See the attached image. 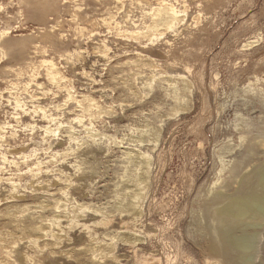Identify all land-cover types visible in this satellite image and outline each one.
Here are the masks:
<instances>
[{
  "label": "rangeland",
  "instance_id": "374dc122",
  "mask_svg": "<svg viewBox=\"0 0 264 264\" xmlns=\"http://www.w3.org/2000/svg\"><path fill=\"white\" fill-rule=\"evenodd\" d=\"M263 173L264 0H0V264H264Z\"/></svg>",
  "mask_w": 264,
  "mask_h": 264
},
{
  "label": "bare ground",
  "instance_id": "6f19581e",
  "mask_svg": "<svg viewBox=\"0 0 264 264\" xmlns=\"http://www.w3.org/2000/svg\"><path fill=\"white\" fill-rule=\"evenodd\" d=\"M166 15H168V20H170V21H173L179 17L178 12L176 11V9L173 8V6H169V8H166ZM4 34H8V33H4ZM49 66H50V68H49L48 75L52 78V80H57L58 79V73L56 72V65L52 62H49ZM49 131H50V128H48L46 130L47 133ZM262 183L264 184V173L262 175ZM245 206H246V204H245ZM243 208L245 209L244 206H243ZM241 209H242V207L240 208V210ZM243 210H241V211H243ZM245 210L248 212L247 213L248 215L250 213H252L254 215H260L261 217H264V199L261 201L252 202V204L250 206L249 205L246 206ZM241 211H239V213H236V214L237 215H241V214L243 215L244 213ZM252 226H253V224H252ZM233 243H234L235 247L238 248L244 254V256L246 258L245 264H253V261L255 259L250 255L252 252H254V250L258 249V246L260 243L258 235L257 234H253V235L243 234L239 237H236Z\"/></svg>",
  "mask_w": 264,
  "mask_h": 264
}]
</instances>
